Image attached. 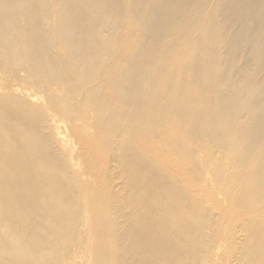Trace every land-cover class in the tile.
Listing matches in <instances>:
<instances>
[{
    "label": "bare ground",
    "instance_id": "obj_1",
    "mask_svg": "<svg viewBox=\"0 0 264 264\" xmlns=\"http://www.w3.org/2000/svg\"><path fill=\"white\" fill-rule=\"evenodd\" d=\"M0 264H264V0H0Z\"/></svg>",
    "mask_w": 264,
    "mask_h": 264
}]
</instances>
